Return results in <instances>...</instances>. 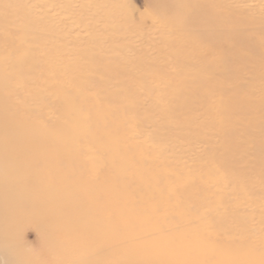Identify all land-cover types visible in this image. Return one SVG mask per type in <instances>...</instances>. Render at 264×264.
<instances>
[{"label":"rangeland","instance_id":"rangeland-1","mask_svg":"<svg viewBox=\"0 0 264 264\" xmlns=\"http://www.w3.org/2000/svg\"><path fill=\"white\" fill-rule=\"evenodd\" d=\"M16 9L18 59L21 62L25 53L30 54V64H20L26 70L20 69L17 75L18 91L24 97L26 89L34 102L30 105L28 99L29 119L52 121V132L41 133L39 139L55 145L47 149L38 139H30L29 158L42 155L54 162L57 156H68L66 163L52 165L41 178L54 180L53 169L76 166L68 173L92 177L91 189L101 191L103 180L114 181L118 174L114 169L103 171V164L141 161L127 168L122 180L114 181V189L127 199H109L119 215L108 217L106 211L112 212V205L97 203L94 207L102 210V222H94L92 213L83 211L86 217L77 228L71 226L74 239L64 235L63 243L92 245L115 240L135 252H146L144 246L155 244L160 246L149 256L156 253L200 262L202 257L192 256L195 251L230 254L234 262L238 240L247 239L238 231L247 229L248 218L255 228L250 240L264 243V181L256 183L253 170L261 168L264 173V156L258 157L256 149L264 144L256 136L264 131V28L250 34L251 43L260 48L259 58L229 65L236 68L235 75H149L142 72L139 61L156 55L154 45L162 49L163 40L173 37L166 23L156 21L154 0H17ZM232 9L238 19L246 17ZM174 14V10L167 11L165 16ZM184 18L177 21L179 26ZM250 28L245 26L241 32L247 34ZM251 52L246 53L252 56ZM166 64L160 61L155 66ZM46 79L58 83L75 105L67 107L63 96L47 92L36 82ZM44 97L52 102L46 105ZM91 126H95L94 140L87 143L85 130ZM247 132L250 135L243 136ZM65 139L70 144L62 143ZM118 142L131 148L115 157ZM68 144L82 148L66 150ZM238 146L244 148L242 156ZM93 161L98 162L94 170ZM32 164L36 165L31 171L40 168L37 161ZM149 173L153 180L147 185L142 178ZM71 183L70 177L62 184ZM187 185L193 198L179 195ZM79 188V195L88 193V186ZM149 191L156 194V200L145 204L142 195ZM240 207L244 217L238 213ZM72 220L65 221L70 224ZM173 228L179 231L164 243L156 240L161 230ZM85 232L99 237L88 240L83 237ZM24 235L30 246L38 247L32 226ZM55 239L59 242V237Z\"/></svg>","mask_w":264,"mask_h":264},{"label":"bare ground","instance_id":"bare-ground-1","mask_svg":"<svg viewBox=\"0 0 264 264\" xmlns=\"http://www.w3.org/2000/svg\"><path fill=\"white\" fill-rule=\"evenodd\" d=\"M181 1L154 0L158 10L156 21L161 25L166 23L168 34L173 37L163 40L165 46L162 49L154 45L156 55H149L150 57L147 56L139 61L144 66L142 72L149 75L172 74L192 77H215L222 72L235 75L236 68L229 65L249 64L254 62L255 58H259L260 48L254 41L253 44L251 43L250 34L254 30L264 28V0H184L187 5L183 7ZM232 2L238 6H234ZM16 4L17 0H0V264H264V243L250 240L255 234V228L252 227L249 218L245 222L247 229L240 228L238 231V235L246 236L247 239L238 240V251L234 253L237 259L234 262L231 261L230 254H203L195 251H191L192 256L202 257L200 262H196L194 258L185 260L156 253L149 256V252L157 251V246H160L155 244L144 246L143 249L146 252H135L115 240L92 245H78V243L70 245L62 242V237L67 234L74 239L70 233L72 227L77 228L81 220L86 217L83 211H90L94 222H98L102 220V218L99 219L102 210L94 207L97 203L107 206L110 204L109 199L114 196L122 201L127 200L120 191L117 193L114 189V181L122 180L127 168L138 165L141 161L133 159L117 166L112 163L103 164V171L114 169L118 174L114 181H110L111 178L103 180L101 191L91 189L94 183L92 177L83 178L80 174L68 173L71 172L68 170L76 169V166L63 170L53 169L54 180L47 181L41 178L52 165L59 167L66 163L68 156L65 154L57 156L53 158L54 162L42 155L29 158L30 141L38 139L47 149L54 148L55 145L39 139L41 133L52 132L50 128L53 126L52 121L42 118L40 123L35 119H29L28 99H30V105L34 102H31L32 98L26 89L23 92L24 97L18 91L17 75L20 69L26 70L20 64L22 62H25L23 63L25 65L30 64V54L25 53L21 62L18 59ZM232 7L238 16L245 14L246 17L238 19L233 15ZM173 10L174 17L165 16L167 11ZM182 16L185 18L182 26H179L177 21H180ZM245 26L251 27L247 34L241 32ZM245 42L250 44L242 46L241 44ZM238 43H241L240 47L237 46ZM225 45L229 49H225ZM247 51H252V56L247 54ZM160 61H166L167 64L155 66ZM149 63L155 67H147ZM36 82L39 86L46 87L47 92H55L56 95L63 96L67 107L75 105L71 97L60 91L58 83H51L50 79H46L45 83H41L40 80ZM44 99L46 105L52 102L50 97H44ZM241 108L245 109L246 105L244 106L243 103ZM92 130H95V126L85 130L89 134L87 143H93L95 133H92ZM85 131L83 134L86 133ZM248 135H250L249 132L243 136L248 137ZM256 136L260 137L259 140H262V143L264 142V131H258ZM126 139L127 137L122 141L126 142ZM69 142L65 139L62 143ZM69 144L66 150L78 151L82 148V146ZM120 144L116 143L117 151L113 154L115 157L131 148L126 144ZM56 148H64V146ZM241 148L238 146L236 150H240L242 156L244 148ZM256 149L258 157L264 156V144H258ZM32 161H37L40 168L31 171L36 165L32 164ZM42 163L45 164L44 167ZM96 167L98 162L93 161L91 168L94 170ZM253 170L256 172L255 182L258 183L261 179L264 181L261 168L254 167ZM70 177L71 184H62ZM151 178L149 173L144 174L142 179L148 185L153 180ZM81 185L88 186V193L79 195ZM144 187L148 188L145 185ZM179 193L180 197L193 198L188 185ZM152 200H156L154 192L149 191L147 196L142 195L143 203L148 204ZM112 207L115 208L113 205ZM242 210L243 208L240 207L238 213L244 217L245 215L241 214ZM118 212L116 209L110 213L106 211L108 217L117 216ZM238 213L237 216H239ZM69 218L73 219L70 224L65 221ZM30 226L34 228L38 237V247L30 246L24 235ZM161 231V236L156 240L164 243L173 232L179 230L173 228L171 231L169 229ZM165 231L166 234H164ZM56 237H59V242L56 241ZM75 237L79 238L78 235ZM83 237L90 240L99 236L85 232Z\"/></svg>","mask_w":264,"mask_h":264}]
</instances>
